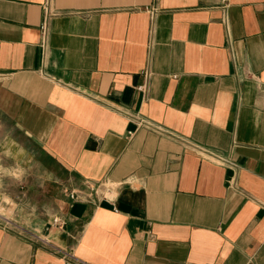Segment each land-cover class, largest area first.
Returning a JSON list of instances; mask_svg holds the SVG:
<instances>
[{"label":"crops","instance_id":"0c3cea01","mask_svg":"<svg viewBox=\"0 0 264 264\" xmlns=\"http://www.w3.org/2000/svg\"><path fill=\"white\" fill-rule=\"evenodd\" d=\"M0 208V264H264V0H0Z\"/></svg>","mask_w":264,"mask_h":264},{"label":"built area","instance_id":"2783aa9c","mask_svg":"<svg viewBox=\"0 0 264 264\" xmlns=\"http://www.w3.org/2000/svg\"><path fill=\"white\" fill-rule=\"evenodd\" d=\"M51 17V13L49 10H47L45 12V15H44V18L40 24V32H41V46L43 48H46L47 46V41H48V29H49V25H48V21H49V18ZM150 71L148 68H145L143 70V78H144V82L143 84H140L137 86V90H140V91H145L147 89V82H148V79L150 77ZM72 198L76 197V194L72 193L70 194ZM4 214L0 212V216H3ZM4 217V216H3ZM60 221L58 218H54V222H58ZM43 241H45L46 243L49 244V242H47L46 240L43 239Z\"/></svg>","mask_w":264,"mask_h":264},{"label":"rangeland","instance_id":"374dc122","mask_svg":"<svg viewBox=\"0 0 264 264\" xmlns=\"http://www.w3.org/2000/svg\"><path fill=\"white\" fill-rule=\"evenodd\" d=\"M12 210L2 209L0 208V212L6 216H9Z\"/></svg>","mask_w":264,"mask_h":264}]
</instances>
